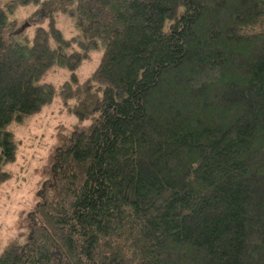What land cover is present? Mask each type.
Segmentation results:
<instances>
[{
    "label": "trees",
    "instance_id": "1",
    "mask_svg": "<svg viewBox=\"0 0 264 264\" xmlns=\"http://www.w3.org/2000/svg\"><path fill=\"white\" fill-rule=\"evenodd\" d=\"M3 1L0 183L10 126L54 102L39 84L52 67L71 70L59 95L89 125L56 154L30 238L0 264H264V0H47L31 44L9 18L41 0ZM57 11L81 39L63 38Z\"/></svg>",
    "mask_w": 264,
    "mask_h": 264
},
{
    "label": "rangeland",
    "instance_id": "2",
    "mask_svg": "<svg viewBox=\"0 0 264 264\" xmlns=\"http://www.w3.org/2000/svg\"><path fill=\"white\" fill-rule=\"evenodd\" d=\"M31 4L19 7L9 21L14 23V37L23 44H31L38 28H49V18H39L41 5ZM3 4V0H0ZM34 17V21L27 20ZM56 27L66 41L81 39V31L76 20L69 14L54 13ZM52 48H57L55 40H50ZM68 53L79 51L75 42ZM105 48L100 46L90 52L75 73L80 84L86 81L99 67ZM71 70L59 66L52 67L39 84L53 85L56 90L54 102L40 113L26 117L23 123H14L10 130L14 133L17 152L15 161L5 164L3 171L9 178L0 183V256L13 245H22L30 238L28 218L41 202L39 193L46 181L56 175V154L77 130L87 127V121L79 120L70 110L72 103L65 105L60 98V87L70 80Z\"/></svg>",
    "mask_w": 264,
    "mask_h": 264
},
{
    "label": "water",
    "instance_id": "3",
    "mask_svg": "<svg viewBox=\"0 0 264 264\" xmlns=\"http://www.w3.org/2000/svg\"><path fill=\"white\" fill-rule=\"evenodd\" d=\"M45 187H46V183L44 184V186H43V188H42V191L39 193V197H41L42 192H44V190H45Z\"/></svg>",
    "mask_w": 264,
    "mask_h": 264
}]
</instances>
